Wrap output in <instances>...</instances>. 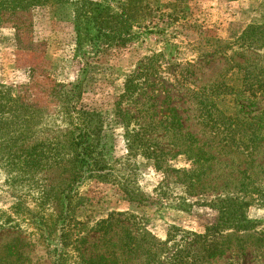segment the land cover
I'll return each instance as SVG.
<instances>
[{
	"label": "rangeland",
	"instance_id": "rangeland-1",
	"mask_svg": "<svg viewBox=\"0 0 264 264\" xmlns=\"http://www.w3.org/2000/svg\"><path fill=\"white\" fill-rule=\"evenodd\" d=\"M31 1L0 0V264H202L198 236L234 233L208 264H264V0H135L124 46H79L72 9L126 0Z\"/></svg>",
	"mask_w": 264,
	"mask_h": 264
},
{
	"label": "trees",
	"instance_id": "trees-1",
	"mask_svg": "<svg viewBox=\"0 0 264 264\" xmlns=\"http://www.w3.org/2000/svg\"><path fill=\"white\" fill-rule=\"evenodd\" d=\"M128 3L121 4V8L118 10L113 8L109 5L99 4V3H93L89 1L80 2L75 4L77 10L72 9L73 13V21L75 23L76 31L79 38V46L82 39H84L83 35L86 38H89L90 43L93 46H96V44L100 41H103L105 43H111L112 41L117 43V45L124 46L131 38L132 35V29L134 27V22L136 21V16L130 15V5L135 2V0H126ZM44 0H37L34 2L32 0L30 2V9L33 8V6L36 5H47L52 9L54 18H58L59 15H61V12H57L53 9L54 4L50 3H44ZM129 4V5H128ZM96 30L97 34L94 36H91L92 30ZM20 30H17V43L19 40V32ZM256 46H263L257 42L252 43ZM256 77L257 78H263L264 77V71L263 66L256 67L255 69ZM254 77V76H252ZM235 98L238 97V94L233 95ZM242 99V98H240ZM238 101V99H236ZM251 105H256L255 102H251ZM249 122H252L253 125H258V132L262 133L264 132V114L260 113L259 115H255V119L251 120V118H248ZM259 122V123H258ZM245 125H250V123H246ZM241 137L244 138L246 135L244 131L241 130ZM262 138L257 139L255 142L258 144L253 146L251 149H257L259 145L261 144ZM230 146V145H229ZM231 147V146H230ZM236 154L245 156L243 153L237 151ZM195 163H197V169L193 172V179H194V186L199 187L201 186V191L204 193H208L207 191L210 190V188L214 187L212 184V181H209V174L204 170L205 163L206 162H200V160H195ZM247 169L242 172L241 178L239 180L240 184L237 187L236 190L240 189V186L243 185L247 181H251L252 178L248 176ZM181 175H186L187 171L178 172ZM228 181V180H227ZM226 183V182H225ZM225 183H223L221 186H219V190L223 189L225 187ZM244 186H247V184H244ZM249 186V185H248ZM243 208V203H235L233 201H229L227 205L225 206L224 212L220 216L221 223L225 225H229L230 223L233 224L234 227L242 228L245 227L246 224H251L245 217L244 214L241 212H237L238 209ZM240 223V225L235 224ZM220 227L222 225H219ZM218 227V228H220ZM223 228V226H222ZM199 240V247L197 246L192 250L193 256L201 259L202 264H208L211 260H214L216 258H219L221 256H224L227 251H229L233 245V241L237 239V242L235 244L238 245L239 241L244 238L241 237L239 234H229L227 236H220L218 238H215L214 236H211L209 234L206 235H200L197 237ZM249 238L251 240H254L256 243L255 245H259L261 242V239H264L263 236L258 235H250ZM131 238L128 239L126 242V249L123 250L121 256L125 257L126 259H133L134 257V251L131 248ZM241 247L237 246L236 248ZM140 248L143 250L144 247L140 245ZM197 248L199 250L197 251ZM152 248H146L144 252L140 253L139 256L145 257L147 261L153 260L155 258L154 253L151 252ZM93 259V258H89ZM95 261H100L103 264H112L114 263L112 258L107 256H96L94 258Z\"/></svg>",
	"mask_w": 264,
	"mask_h": 264
},
{
	"label": "crops",
	"instance_id": "crops-1",
	"mask_svg": "<svg viewBox=\"0 0 264 264\" xmlns=\"http://www.w3.org/2000/svg\"><path fill=\"white\" fill-rule=\"evenodd\" d=\"M253 9H254V8H253ZM229 16H230V14H227V15H225V16L222 18L223 25H220V24H219L220 28H223L224 25L227 24V21H231V20L228 18ZM230 17H231V16H230Z\"/></svg>",
	"mask_w": 264,
	"mask_h": 264
}]
</instances>
